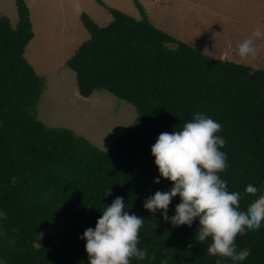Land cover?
Listing matches in <instances>:
<instances>
[{
  "label": "trees",
  "instance_id": "16d2710c",
  "mask_svg": "<svg viewBox=\"0 0 264 264\" xmlns=\"http://www.w3.org/2000/svg\"><path fill=\"white\" fill-rule=\"evenodd\" d=\"M106 8L111 21L99 27L81 13L90 35L66 61L78 94L88 98L104 90L136 110L134 122L105 151L65 128L36 119L44 80L24 57L33 38L24 0H15L14 28L0 16V259L5 264H87L83 231L94 227L115 197L145 221L138 248L143 261L130 264H223L233 257L209 256L210 238H196L198 221L173 227L143 208L146 197L167 191L150 147L162 132L179 130L197 112L222 127L220 150L227 168L219 173L230 189L245 190L249 181L264 188V70L213 59L155 28ZM140 13L143 9L133 0ZM110 187L111 195L103 192ZM259 195L247 192L241 207ZM179 197L168 206L174 215ZM264 223V222H262ZM250 255L240 264H264V227L237 237ZM191 245V247H189Z\"/></svg>",
  "mask_w": 264,
  "mask_h": 264
},
{
  "label": "rangeland",
  "instance_id": "374dc122",
  "mask_svg": "<svg viewBox=\"0 0 264 264\" xmlns=\"http://www.w3.org/2000/svg\"><path fill=\"white\" fill-rule=\"evenodd\" d=\"M101 1L137 20L145 16L158 30L213 59L264 70V39L256 41L255 56L242 59L235 51L240 41L264 27V0H138L143 15L133 0ZM24 2L35 35L24 57L44 80L37 121L46 127L68 129L105 151L134 122L136 110L104 90L81 97L66 61L90 38L80 22L81 13L99 27L109 24L110 14L96 0ZM0 16L15 27V0H0ZM0 264L5 263L0 259Z\"/></svg>",
  "mask_w": 264,
  "mask_h": 264
},
{
  "label": "clouds",
  "instance_id": "9594fccd",
  "mask_svg": "<svg viewBox=\"0 0 264 264\" xmlns=\"http://www.w3.org/2000/svg\"><path fill=\"white\" fill-rule=\"evenodd\" d=\"M264 39V27H257L239 42L236 54L240 58L256 55V41ZM222 125L213 118L197 112L179 130L162 132L150 147L157 177L153 184L167 180V191H156L145 198L143 208L173 227L191 226L198 221L196 238L202 243L211 239L206 252L209 256L223 253L233 257L228 264H240L250 255L247 245L241 246L237 237L241 231H257L264 227V188L256 181H249L247 188L230 189L219 173L227 168L225 140L217 135ZM259 193L247 207H241L247 192ZM111 195L110 187L103 196ZM179 203L174 215L168 216V206L174 197ZM3 213H0L2 216ZM144 219L126 210L124 198L115 197L106 205L95 226L83 231L87 264H130L131 258L143 261L145 248H138V233ZM191 247V245H189ZM167 264V261H162ZM223 264V260H218Z\"/></svg>",
  "mask_w": 264,
  "mask_h": 264
},
{
  "label": "crops",
  "instance_id": "0c3cea01",
  "mask_svg": "<svg viewBox=\"0 0 264 264\" xmlns=\"http://www.w3.org/2000/svg\"><path fill=\"white\" fill-rule=\"evenodd\" d=\"M33 27H34V25H33ZM46 35H47V34H46ZM34 39H35V35H34L33 38L30 40V42H31V41H34ZM48 43H50V42L47 41V44H48ZM50 44H51V43H50ZM27 45H28V44H27Z\"/></svg>",
  "mask_w": 264,
  "mask_h": 264
}]
</instances>
